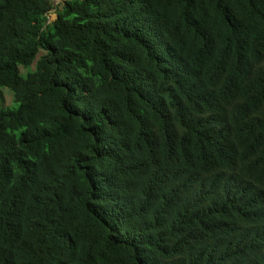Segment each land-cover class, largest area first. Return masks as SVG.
<instances>
[{"label": "trees", "instance_id": "obj_1", "mask_svg": "<svg viewBox=\"0 0 264 264\" xmlns=\"http://www.w3.org/2000/svg\"><path fill=\"white\" fill-rule=\"evenodd\" d=\"M53 7L0 0V264H264V0Z\"/></svg>", "mask_w": 264, "mask_h": 264}, {"label": "rangeland", "instance_id": "obj_2", "mask_svg": "<svg viewBox=\"0 0 264 264\" xmlns=\"http://www.w3.org/2000/svg\"><path fill=\"white\" fill-rule=\"evenodd\" d=\"M53 3L56 4V9L61 6L62 4H64V2L66 0H51ZM56 10H53L49 13V19L50 22H53L56 19V14H55ZM43 55V52L41 51L40 54L37 56L36 61L38 60V58L40 56ZM36 61L33 63V65L30 67L31 70L35 69V65H36ZM19 71L22 75L25 76V74L28 72V69L20 67ZM12 101H13V96L12 94L7 90V89H3L2 90V100L0 102V107H8L12 105ZM14 105V104H13Z\"/></svg>", "mask_w": 264, "mask_h": 264}, {"label": "water", "instance_id": "obj_3", "mask_svg": "<svg viewBox=\"0 0 264 264\" xmlns=\"http://www.w3.org/2000/svg\"><path fill=\"white\" fill-rule=\"evenodd\" d=\"M53 10H56V4L54 3V7H53Z\"/></svg>", "mask_w": 264, "mask_h": 264}]
</instances>
